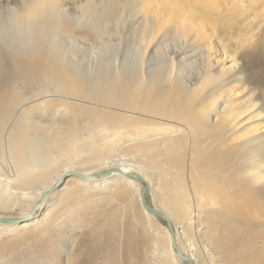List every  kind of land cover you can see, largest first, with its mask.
<instances>
[{
    "label": "bare ground",
    "instance_id": "6f19581e",
    "mask_svg": "<svg viewBox=\"0 0 264 264\" xmlns=\"http://www.w3.org/2000/svg\"><path fill=\"white\" fill-rule=\"evenodd\" d=\"M75 1L27 0L19 14L0 19V153L12 157L14 171L10 177L0 175V210L13 206L26 195L21 188L25 184L46 179L45 173L29 177V170L48 169L53 164L54 158L47 159L51 156H46V145L36 144L31 139L36 134L29 131L31 124H37L34 116L40 111L49 112L51 117L69 110L78 115L84 108L89 115L94 111L95 116H91L98 118L105 129L121 134L123 144L136 143L127 148L135 156L147 158L165 146V172L157 168L156 154L149 163L144 159L145 162H134L126 154L114 158L115 146L83 143V138L71 130L67 131L70 134L57 131L54 147L58 153L54 154L58 157L70 160V156L73 159L77 154H96L95 160H106L98 161L101 166L91 169H83L80 163L82 168L60 167L49 182L38 188L26 215L12 217H28L38 203L32 211L33 218L22 224L0 226V235L19 228V238L38 228L41 218L36 212L54 192L44 195L64 176H90L118 167L145 180L148 202L170 219L179 248L193 264H200L197 243L211 261L223 254L227 264H264V94L258 75L247 68L254 54L250 47L258 42L261 12L252 9L246 15L249 9L242 5L235 13L231 6L236 2L232 0H80L81 4ZM257 1L252 0V5ZM74 4L75 13L65 9ZM127 23L138 28L134 38L142 53L139 63L123 62L117 66L112 57L105 56L88 69L73 62L76 48L71 47V41L78 39L101 47L112 39L114 30ZM159 39H165L164 46L173 47L169 45L165 58H157L153 65L145 67L143 56ZM192 49L202 58L183 59ZM107 133L110 137L115 135ZM79 140L82 143L78 145ZM152 140L165 141V145L148 144ZM179 152L183 154L177 155ZM110 154L113 160L106 157ZM152 168L158 182L165 178L157 183L156 193L151 192L148 176ZM70 177L63 179L65 186L70 181L72 186L81 183L89 193L101 192L107 205L132 190L143 213L155 220L141 206L137 182L117 174L94 182ZM157 187L164 193H159ZM202 188L211 202L225 211L199 212ZM235 214L247 222L246 228L239 223L230 234H248L243 242H231L233 253L228 250L227 254L226 249L223 251L225 242L219 243L216 246L222 254L215 257L208 244L197 240L196 245L189 240L191 229L199 234L208 220L219 222V217L224 216L234 219L231 215ZM158 226L137 238L149 242L155 259L149 264H181L171 249L167 230L159 223ZM206 232L197 237L205 240ZM180 233L186 238L189 235L184 244ZM128 238L136 240L131 235Z\"/></svg>",
    "mask_w": 264,
    "mask_h": 264
},
{
    "label": "rangeland",
    "instance_id": "374dc122",
    "mask_svg": "<svg viewBox=\"0 0 264 264\" xmlns=\"http://www.w3.org/2000/svg\"><path fill=\"white\" fill-rule=\"evenodd\" d=\"M26 1L27 0H1L0 19L6 18L9 14H19L21 12V6H23V4H25ZM229 1L230 0H228V2ZM232 1L236 2L233 6H231L233 9H235V13H239L238 9L241 8L242 5L245 8L249 9L247 10L246 15L251 14L252 9L255 10V12H261L260 13L261 17L258 20V23L261 25L260 34L257 35L258 42L251 45L250 47V50L251 51L253 50L254 54L249 58L250 61L247 65V68L250 70V72H255L258 75V78L261 83L260 89L264 94V0H260V1L258 0L255 5H252L251 3L252 0H232ZM75 3L81 4L82 2L80 0H76ZM65 9L68 12L75 13L77 7L76 4H74V6L67 5ZM129 27H130L129 23H127L122 27H120L119 28L120 30L119 29L114 30L116 32H113L111 34L112 36L111 38L113 40L111 39L107 41L105 43L106 45L104 44L105 46L103 45L101 47L96 45L95 46L93 45L94 46L93 47L92 44L83 40L76 39L73 40L74 42L71 41V47L73 46L76 48L73 62L76 65L77 63H79L80 66L82 64L84 68H88V69L90 66H93L94 64L97 65L96 62L98 63L101 60V58L102 57L104 58L105 56L112 57L114 59L115 65L117 66L120 65L121 63L123 64V62L124 63L130 62L134 64L139 63L142 57V53L139 51L138 49L139 45L136 39L134 38L138 28L135 25L134 27H130V28ZM66 45L70 46L69 40H66ZM164 45H165V39H159L155 43H153V45L149 48L150 50L148 49L145 52V55L143 56V61H144L143 63L144 64L146 63L145 67H149L153 65V63L156 61L157 58H165V53L167 52L169 53V51L167 50L169 49L170 46L173 47V44H169L170 46L168 44H167L168 46L167 45L164 46ZM99 55L100 57H98ZM200 55L201 54L196 52L195 49H192L186 53V56L184 55V58L183 55L181 58L195 61L202 58ZM168 56L171 55L169 54ZM146 59L147 61H145ZM86 65L87 67H85ZM87 110L88 109L84 108L83 113H81V115L79 114L80 116L78 115V112H71V110H69V112L65 111L64 115L61 114L60 116V114H58L59 116L56 115L55 117L53 116L51 117L48 114L49 112L47 111L44 112L40 111L41 114L39 113L35 114L36 116L34 117L37 124H31L29 126V131L33 132L36 135L32 136L31 139L36 141L37 142L36 144H38L39 142V144L43 146L46 145L45 146L46 149L48 148L47 150L48 153H46V156L49 157L51 156L50 158L47 159L53 160L54 158L52 165L55 166L51 165L49 167L50 169L34 168L32 170H29V172H27L29 177L31 178L41 177L45 173L46 179L37 182V184H35L36 183L35 182L32 184H25V186L21 187L23 188V191L26 193V195L20 197L17 200V202L13 204V206H9L4 210H0L1 216L20 217L26 215L27 208L32 204L34 200L33 198L34 194L36 193L38 188L43 187L42 184L49 182V180L52 179L57 174V171L64 168L65 165H69V166L79 165L81 168L83 166V169H91L101 166L100 163L106 160V159H103V161L102 160L99 161L98 159L95 160L94 158L97 156L96 154L95 156L91 154L89 155L85 154L84 156L83 154L81 155L77 154L75 155L76 157L73 156V159L72 156H70L71 157L70 160L69 157L68 159L67 157H64L65 159L58 157V155L54 154L56 152L58 153L54 145H55V132L60 130L62 131L66 130L64 132L65 134L66 133L70 134L72 132L77 133L79 138L80 137L81 139L83 138L82 139L83 143L88 142L89 144L92 145L98 143L99 145L103 144L104 146L105 145L113 146V147L115 146L116 147V150L114 152L115 154L113 153L114 158L126 154L125 156L127 158H130L132 161L135 160L136 162H143L145 160L149 163V159H152L153 156H155L156 154L158 160V165L156 166L159 169V171L165 172V146L162 147L159 150V152L151 153L152 155L151 154L148 155L147 158L135 156L130 151H128L127 148L129 146L136 145V143H131V145L129 146L128 144H123L122 139L124 140V138L121 134L117 135L115 132H113V130L105 129L104 126H101L102 124H100L98 118L96 119L93 118L95 116L94 115L95 112L94 111L90 112L92 116L94 115L92 117L91 115L87 114V112L89 111ZM70 130L72 132H67ZM107 131L109 132V134L110 132L113 133V135L115 134L114 137L113 136L110 137ZM66 136L68 137V135ZM34 141L32 142L35 143ZM52 141L54 144H51ZM80 143H82V141L80 142L79 140L78 143L76 144L79 145ZM148 144L165 145V141L163 142L160 140H152L149 141ZM180 154H183V152L181 153L179 152L177 155ZM106 157L109 160L114 159L111 154L107 155ZM84 158L86 159L84 160ZM69 162L70 164H68ZM83 164H85L86 167L87 166L90 167L84 168ZM11 167H12V157L9 156L8 153L4 154L1 151L0 153V175H2L1 177L6 178L12 176L14 171H12L13 168ZM201 168H203V166ZM153 172L155 173L154 169L152 168L151 171H149L148 176L151 180V192L156 193L157 191L155 188L157 186V183L161 184L162 181H165V178L161 177V181L158 182L157 178L159 179V177L156 176L157 172L155 174H153ZM70 178L68 180H70ZM198 182L201 183V181ZM65 184L66 183H64L59 188V190L54 191V194L51 195L44 202V205L36 212V215H39L41 218L40 225L38 228L24 233L22 237L19 238L17 237L18 233L21 232V229L19 228L13 229L11 233L6 232L7 234L4 233L0 235V264H149L154 262L153 260L155 259L151 253V248H148L149 242L147 243L146 240L139 241V239L137 238L140 237L141 233L147 234L149 229L150 230L153 229L154 231L159 226L155 220H152L143 213L138 201L135 199V196L132 195L131 192L132 190L129 189L128 191H126L127 194L126 196L120 195L119 197H115L116 200L113 199L112 202H110L107 205L106 199L102 197L105 194L101 192L89 193L87 191H84L85 190L84 186L81 183L80 184L77 183L75 186H72L70 181H68L66 186ZM204 184L205 181L203 178L202 186H204ZM157 189L159 193L162 194L164 193L163 190L162 192H160V189L158 187ZM203 189L204 188H202L203 194L201 195L200 198V202H199L200 204L197 205L199 208V212L209 213L212 211H222V212L225 211L224 210L225 208L219 209L220 207L218 208L217 205L212 203L211 200L209 199L208 193L206 192L205 194V190ZM157 199H159L158 196L156 200ZM103 201H105V204ZM44 212L45 215L43 217L42 213ZM115 214L117 215L114 218H112ZM231 216H234V219L225 216L219 217L220 223L215 219L208 220L207 222L205 221L207 224H205V226H201V231L199 232V234L201 235L203 231H207L206 232L207 236H205V240L204 238H198L197 236L200 235L197 233L195 235L192 229L190 233V238L189 235L187 237L189 238V240L194 241L195 244L197 243V240L198 242L200 241L203 244L205 243L206 245L208 244L211 248L210 252L213 255L216 254L215 257L216 256L218 257L220 254H222V251H220V248L216 246L217 244L219 245V243L225 242L229 246L232 244L231 242L234 241V239H236V242H239L240 239L243 242V239L248 234L242 232L243 233L242 237L240 233L237 236H234L235 238L233 237V234H230L232 233L234 227H239L238 226L239 223H241L244 226V228H246L245 226L246 221L241 216L237 214ZM230 218L233 221L230 220ZM235 219L237 220L236 222ZM202 222H204V220ZM210 226L213 228H211ZM177 228L178 231L180 232L182 231L181 227L177 226ZM209 231H210V235L208 234ZM158 234H161V231ZM129 235L135 237L136 240H128ZM179 235L181 237V242H183L184 244V242H186L188 238L183 236L182 233H180ZM195 237H197L198 239ZM225 243H224L225 246L224 250L223 249L222 250L225 251L226 249L227 252L226 251L225 252L227 254L230 253V252L228 253V250L229 251L233 250L232 251L233 253L235 248L229 246L230 247L229 249L227 244L225 245ZM197 244H196L197 245L196 248L197 247L198 248H197L196 256L200 264H212V263L224 264V262L227 264V262L225 261V256H223V254L220 255L215 260L216 263L214 260L211 261L212 259L209 260L208 256L202 253L203 251H201L202 248L199 247V243ZM221 256H223L224 258H222Z\"/></svg>",
    "mask_w": 264,
    "mask_h": 264
},
{
    "label": "water",
    "instance_id": "95a60500",
    "mask_svg": "<svg viewBox=\"0 0 264 264\" xmlns=\"http://www.w3.org/2000/svg\"><path fill=\"white\" fill-rule=\"evenodd\" d=\"M113 174H117L123 178L130 179L138 183L139 188H140L141 206L143 210L147 212L148 214H151L154 217L155 221H157V223L162 225L167 230L169 237H170L171 249L173 253L176 255V257L181 261V264H193V260L189 258L185 253H183V251L179 248L170 219L165 214H163L159 209H156L155 207H153V205L150 202H148V198H147L148 186L145 180L140 175H137L132 172L124 171L118 167H113V168L101 170L100 172L95 173L90 176L71 173L67 175L66 178L73 176L81 182H94L100 179H105ZM66 178L65 176L63 177L64 180ZM63 179L54 183L53 186L50 188V190L44 195V197L48 196L50 193L59 189L63 184ZM36 206H38V203L34 204L33 209ZM33 209L31 210V213L29 214V216L25 218L0 217V226L22 224L23 222L30 220L33 216V213H32Z\"/></svg>",
    "mask_w": 264,
    "mask_h": 264
}]
</instances>
